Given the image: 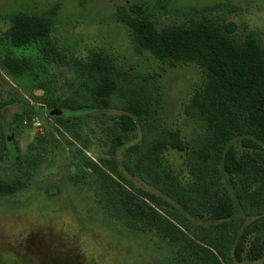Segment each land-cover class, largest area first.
Segmentation results:
<instances>
[{
  "label": "rangeland",
  "instance_id": "1",
  "mask_svg": "<svg viewBox=\"0 0 264 264\" xmlns=\"http://www.w3.org/2000/svg\"><path fill=\"white\" fill-rule=\"evenodd\" d=\"M133 4L142 6L157 29L176 25L187 10L218 28L232 24L233 30L224 33L228 40L239 45L251 33L264 53V0H0V159L2 147L11 151V159L0 163V180L19 187L0 196V264H165L169 255L161 232L128 229L92 172L91 164L106 158V127L116 116L114 107L76 115L70 126L59 114H48L63 111L69 85L98 58L148 101L155 125L175 132L190 150L202 145L206 126L188 110L202 86L200 70L192 63L163 64L137 52L128 28L114 17L116 8L128 13ZM216 4L230 10L201 11ZM54 8L46 39L11 46L6 32L16 14L40 15ZM12 64L19 68L12 70ZM12 97L40 110L20 119L14 115L16 107L5 106ZM77 117L84 122L79 124ZM71 127L86 138L87 148L72 139ZM162 158V166L178 181L190 180L189 159L169 150ZM129 182L127 189L152 208L149 198L183 213L137 173ZM230 200L239 233L249 219ZM186 216L191 223L200 220ZM203 217L202 223H210Z\"/></svg>",
  "mask_w": 264,
  "mask_h": 264
},
{
  "label": "trees",
  "instance_id": "2",
  "mask_svg": "<svg viewBox=\"0 0 264 264\" xmlns=\"http://www.w3.org/2000/svg\"><path fill=\"white\" fill-rule=\"evenodd\" d=\"M226 8L230 10L216 4L201 11ZM128 9L126 13L116 8L114 17L128 28L137 52H147L163 64L192 63L200 70L202 86L188 110L206 126L202 145L190 150L175 132L155 125L148 101L107 61L98 58L69 85L59 118L70 126L76 115L112 107L117 111L106 127V158L99 159V165L91 164L92 172L99 191L128 229L161 232L169 255L165 264H264V53L260 44L249 33L236 45L224 34L233 30L232 24L218 28L194 19L192 10L181 12L182 21L176 25L157 29L141 5H129ZM55 16V8L40 15L16 14L6 38L15 48L46 39ZM50 51L56 55L55 50ZM12 65V70L19 68ZM6 105L16 107L14 115H21L20 119L40 110L15 97ZM76 121L84 122L78 117ZM73 130L68 131L72 139L87 148L86 138ZM1 149L4 157L0 163H7L11 151ZM167 150L189 159L190 180L178 181L162 166ZM133 173L178 203L183 213L148 197L152 208L135 196L127 189ZM17 188L15 182L0 180V196ZM230 199L243 219H249L239 233ZM203 214L210 223H202L206 220ZM186 215L200 220L191 223Z\"/></svg>",
  "mask_w": 264,
  "mask_h": 264
},
{
  "label": "water",
  "instance_id": "3",
  "mask_svg": "<svg viewBox=\"0 0 264 264\" xmlns=\"http://www.w3.org/2000/svg\"><path fill=\"white\" fill-rule=\"evenodd\" d=\"M59 112L57 110H52V111H49L48 114L49 115H56L58 114Z\"/></svg>",
  "mask_w": 264,
  "mask_h": 264
}]
</instances>
